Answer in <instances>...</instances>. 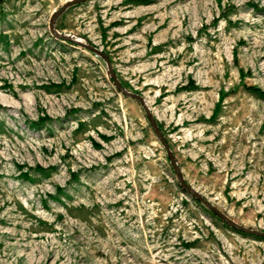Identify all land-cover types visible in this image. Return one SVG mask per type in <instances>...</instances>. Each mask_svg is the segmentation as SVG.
Wrapping results in <instances>:
<instances>
[{"label": "rangeland", "instance_id": "374dc122", "mask_svg": "<svg viewBox=\"0 0 264 264\" xmlns=\"http://www.w3.org/2000/svg\"><path fill=\"white\" fill-rule=\"evenodd\" d=\"M66 1L0 0V264H264L113 78L264 232V0Z\"/></svg>", "mask_w": 264, "mask_h": 264}, {"label": "water", "instance_id": "95a60500", "mask_svg": "<svg viewBox=\"0 0 264 264\" xmlns=\"http://www.w3.org/2000/svg\"><path fill=\"white\" fill-rule=\"evenodd\" d=\"M80 1H83V0H68L66 1L64 4H62L52 15V17L50 18V22H49V27L53 30L54 29V20L57 16V14L63 10L65 7L69 6L70 4H73V3H76V2H80ZM60 36L62 37H67L69 39H72L74 41H77L79 43H81L83 46L93 50L94 52L98 53L99 55L103 56L105 59L108 60V57H107V54H105L101 49H99L98 47H96L95 45L91 44V43H88V42H85V41H80V40H77L76 38H72L70 36H67L66 34H63V33H58ZM113 78H114V81L116 83V85L119 87V89L129 95V96H132L136 99H138L142 104L143 106L145 107V110L148 114V117L151 121V124L154 128V130L157 132V135L159 136V139L161 140L163 146L165 147L166 149V152H167V155L170 159V162L176 172V175H177V178H178V182L181 186V188L184 190V191H187L189 192L192 196H194L195 198H197L198 200H200L201 202H203L204 204H206L209 208H211L214 212H216L218 215H220L223 219H225L226 221H228L232 227L236 228V229H239V230H242V231H245V232H250V233H254V234H258V235H264V232H261V231H257V230H253V229H250V228H247V227H244V226H241L240 224L236 223L235 221H233L231 218H229L226 214H224L223 212H221L220 210H218L211 202H209L205 197H203L201 194H199V192L194 189L193 187H191L186 181L185 179L183 178V176L181 175L178 167H177V162L174 158V154H173V151L171 150L167 140L164 138V136L159 132L156 124L154 123V120L152 119L151 115H150V112L145 104V101L143 99L142 96H140L139 94L135 93V92H132V91H129L128 89H126L124 86H122L120 84V82L117 80V78L113 75Z\"/></svg>", "mask_w": 264, "mask_h": 264}, {"label": "trees", "instance_id": "16d2710c", "mask_svg": "<svg viewBox=\"0 0 264 264\" xmlns=\"http://www.w3.org/2000/svg\"><path fill=\"white\" fill-rule=\"evenodd\" d=\"M249 88H256L257 89V87H254V86H249ZM37 167H39V165H36ZM235 229V228H234ZM237 230V229H236ZM237 231H239V232H243V231H241V230H237ZM245 233V232H244Z\"/></svg>", "mask_w": 264, "mask_h": 264}, {"label": "bare ground", "instance_id": "6f19581e", "mask_svg": "<svg viewBox=\"0 0 264 264\" xmlns=\"http://www.w3.org/2000/svg\"><path fill=\"white\" fill-rule=\"evenodd\" d=\"M76 39L82 41L79 37H77Z\"/></svg>", "mask_w": 264, "mask_h": 264}]
</instances>
